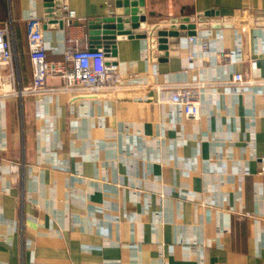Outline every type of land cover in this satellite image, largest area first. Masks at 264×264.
<instances>
[{
  "label": "crops",
  "instance_id": "1",
  "mask_svg": "<svg viewBox=\"0 0 264 264\" xmlns=\"http://www.w3.org/2000/svg\"><path fill=\"white\" fill-rule=\"evenodd\" d=\"M143 1L150 34L219 15L181 28L191 35L166 57L150 36L117 41L134 80L116 97L82 98L55 77L54 92L0 99V264H264V0ZM63 2L72 25L46 18L44 0H0L13 52L4 91L32 85L30 22L57 63L93 46L91 27L116 11V0ZM196 83L197 119L157 103V87Z\"/></svg>",
  "mask_w": 264,
  "mask_h": 264
},
{
  "label": "built area",
  "instance_id": "2",
  "mask_svg": "<svg viewBox=\"0 0 264 264\" xmlns=\"http://www.w3.org/2000/svg\"><path fill=\"white\" fill-rule=\"evenodd\" d=\"M61 10L64 22L67 25H72L77 19L76 12L63 0L61 1ZM214 24L213 18L210 17L168 21V23L163 24L166 28L163 25H158L152 34L148 32V36L157 42L158 32L162 30L182 31V28L196 31L202 26ZM189 41L193 43V38L191 37ZM28 46L33 68L32 85L19 92L9 93L4 91L5 85L2 80L0 82V99L8 97L10 94L24 97L54 92L56 89L48 88L47 83L49 78L55 77L64 81L63 89L65 91H78L80 92L79 97L82 98L116 97L133 88L129 84L130 81L134 80V76L123 75L118 62L115 60L116 58H112L103 48L98 46H87L84 49L69 48L64 54L63 61L49 63L46 59V48L40 21H32L29 24ZM204 49H207L206 45H204ZM227 58V55H221L223 61ZM12 63L13 52L9 40V28L4 26L0 28V68L11 67ZM233 81L239 84L245 83L241 74L235 75ZM203 87L202 83L179 87H157V103L179 105L183 107L186 117L197 119L200 115ZM10 173L13 184L17 185L20 173L19 164L11 163ZM260 174L264 176V163L260 165Z\"/></svg>",
  "mask_w": 264,
  "mask_h": 264
},
{
  "label": "water",
  "instance_id": "3",
  "mask_svg": "<svg viewBox=\"0 0 264 264\" xmlns=\"http://www.w3.org/2000/svg\"><path fill=\"white\" fill-rule=\"evenodd\" d=\"M46 18H62V0H44ZM116 11L110 16L99 21L97 26H92V36L95 37L93 46L103 48L112 58L117 57V52L112 49L117 41L134 36L148 37V19L145 14L143 0H116ZM219 13L210 12L200 17H211ZM191 35L187 31L162 30L158 32V50L161 57L168 56L169 46L179 44L180 38ZM101 37V39H99Z\"/></svg>",
  "mask_w": 264,
  "mask_h": 264
}]
</instances>
